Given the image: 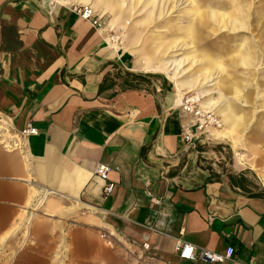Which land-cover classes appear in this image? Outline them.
Returning a JSON list of instances; mask_svg holds the SVG:
<instances>
[{"label":"crops","instance_id":"obj_1","mask_svg":"<svg viewBox=\"0 0 264 264\" xmlns=\"http://www.w3.org/2000/svg\"><path fill=\"white\" fill-rule=\"evenodd\" d=\"M132 1L133 9L156 5ZM187 1L185 42L225 27L218 39H245L244 46H214L219 63L189 54L142 62L110 39L105 24L96 28L73 10L90 5L116 25L118 2L0 0V263L206 264L179 258L181 238L221 254L232 247L222 264H264V188L230 180L190 185L174 171L196 120L178 94L200 87L202 105L219 116L205 128L209 136L225 137L241 161L245 133L251 150L264 147V0ZM189 59L192 74L182 69ZM251 60L262 103L246 110L252 100L241 86L249 81L239 84L230 69ZM125 79L135 87L118 90ZM28 123L37 133L21 136ZM99 164L109 167L108 196Z\"/></svg>","mask_w":264,"mask_h":264},{"label":"rangeland","instance_id":"obj_2","mask_svg":"<svg viewBox=\"0 0 264 264\" xmlns=\"http://www.w3.org/2000/svg\"><path fill=\"white\" fill-rule=\"evenodd\" d=\"M113 1L119 4L115 8L118 10L120 9V22L116 25H111L109 22V15H104L103 12L97 10L101 16L102 26L105 24L109 32L108 35L111 37L117 36L113 38V41L119 44L122 49H126L127 47L131 50H136L142 62H144L145 59H154L158 61L175 60L181 57L185 58L189 54L191 55L190 58L216 59L219 63L221 60L219 58L217 59L213 54L214 46H223L226 44L230 49V46L235 44L234 50L236 51L239 49L241 43L246 41L241 38L230 40L218 39L222 33L228 34V32H226L227 29L223 27L222 32L219 28L218 34L214 31L205 32L204 30L201 36L185 42L183 32L184 29L190 25L192 20L191 14L188 12L191 6H188L189 2L187 0H168V4L165 6L161 4L162 1L157 0L159 1V3H157L155 0V6H146L144 8L138 6L135 9L131 7L132 0ZM79 5L81 4H77V6ZM221 9L223 13L227 14V10L230 8ZM251 42L253 43V41ZM257 45H261L260 41L257 42ZM234 58H236V56H234ZM190 60L191 59L185 61L182 66L184 72L188 71L187 74H192L196 69V66H191L192 60ZM222 62L224 63V61ZM250 62H252V64L246 66L236 65L234 63L233 66L236 67L232 70L230 69L233 76L238 79L237 81L239 84L242 85V80L245 79L249 81V86H241L244 92L248 91L251 96L250 101L252 100V102L248 104L250 106L245 107L246 110L254 109L255 107L259 109L262 103V88L256 87L255 84L260 71L256 69L253 60ZM113 79L114 78L110 79L107 85L110 84L109 86H112L114 84ZM132 86L135 87V84L132 85L129 79H125L123 81L121 80L117 89H128ZM193 92H195V90ZM198 92L204 93V90L200 87ZM191 94L195 95V93ZM200 96L204 95H199V97ZM203 100L204 98L200 99V101ZM195 106L201 111L204 124L200 123L202 126L200 128L198 126V120H195L196 125L193 131V142L195 147L194 149L184 151L179 157L178 164L174 167L175 174L185 177L190 185L230 180L248 189L264 188V180H262V177H264V147L259 145V149L251 150L250 145H252V143L250 134L248 132L245 133L243 141L245 145L238 149L239 155L245 162L241 161L238 159L239 157L235 154L229 141L225 137L216 138L208 135V132L211 131L205 130V127H212L216 124H211L209 122L210 113L202 112L200 108V106L204 107L202 103L200 106L198 103H195ZM199 117L201 118V116ZM218 117L219 116H217V118ZM32 239L33 238H31V241H33ZM47 249L48 255L51 252L49 248ZM39 251L40 248L38 245H34L33 242H31V255L36 256L39 254ZM13 254H15V249L12 251V255ZM37 257L38 256H36V258ZM0 264L11 263L2 262Z\"/></svg>","mask_w":264,"mask_h":264},{"label":"built area","instance_id":"obj_3","mask_svg":"<svg viewBox=\"0 0 264 264\" xmlns=\"http://www.w3.org/2000/svg\"><path fill=\"white\" fill-rule=\"evenodd\" d=\"M73 10L83 19L89 21L94 27L96 28L102 27L101 17L97 15L90 6L74 5ZM195 103L196 102H193L190 100V96H189L180 105H181V109L183 112L197 119L199 116H201V111L197 109V107L195 106ZM195 125L196 123H194V127ZM198 126L200 127L201 125L198 124ZM36 133H37V129L29 123L20 130L21 136L33 135ZM193 136L194 135L191 134L190 132H186L184 134L183 139L186 142V145L184 147L185 150L194 149L195 145L193 142ZM10 138L11 137L7 136L6 139H10ZM2 142L7 149L17 147V144L14 142L11 143L5 140H3ZM108 171H109V167L106 164H99L96 167L97 176L100 178L101 181L104 182V185L102 188L103 196H108L111 193V190L113 187L112 184L107 183ZM150 197H151V200H153V197L151 195ZM174 249L178 253V256L181 260H189L193 262H201V263H206V264H222L226 260H231L233 256L232 247H227L225 252L221 254V253H217L214 251H210L205 248H195V246L182 240L181 238L176 239ZM253 263L254 262L251 259L249 264H253Z\"/></svg>","mask_w":264,"mask_h":264},{"label":"bare ground","instance_id":"obj_4","mask_svg":"<svg viewBox=\"0 0 264 264\" xmlns=\"http://www.w3.org/2000/svg\"><path fill=\"white\" fill-rule=\"evenodd\" d=\"M98 2H99V0H98ZM101 2H103V1H101ZM95 3V2H94ZM100 3V2H99ZM96 4H97V0H96V3L94 4L95 6H96ZM248 4V3H247ZM246 4V5H247ZM200 5V4H199ZM88 6H90V5H88ZM205 6V5H204ZM91 7V6H90ZM97 7V6H96ZM132 7V6H131ZM214 7H216V6H214ZM245 7V6H244ZM92 8V7H91ZM98 8H100L99 7V5H98ZM199 8V7H198ZM248 8V7H247ZM191 9V8H190ZM201 9V8H200ZM245 9V8H244ZM92 10L97 14V15H99V13L96 11V10H94L93 8H92ZM194 10V9H193ZM198 12V11H197ZM239 12V11H238ZM239 15H240V13H239ZM100 16V15H99ZM193 16V15H192ZM237 16H238V14H237ZM101 17V16H100ZM239 17V16H238ZM237 17V18H238ZM241 17H243V15L241 16ZM238 21V20H237ZM234 22H236V21H234ZM239 22V21H238ZM192 28H193V26H192ZM197 29V28H196ZM251 30V29H250ZM228 31V30H227ZM193 35H194V33H193ZM117 36H114V37H110V39H113V38H116ZM190 38H191V36H190ZM188 39H189V37H188ZM250 51V50H249ZM241 53V52H240ZM248 53V52H247ZM237 57V56H236ZM240 57V56H239ZM244 58V57H243ZM250 59V58H249ZM157 61V60H156ZM202 61V60H201ZM209 62V61H208ZM171 63V62H170ZM157 64V63H156ZM203 64V63H202ZM243 65V64H242ZM161 67H162V65H161ZM161 67H159V68H161ZM178 67V66H177ZM168 68L169 67H162V69L163 70H165V73L167 74V73H169V74H171V72H174V71H171V70H168ZM208 73V72H207ZM210 73V72H209ZM215 73V72H214ZM177 72H175L174 73V75H173V78H176V76H177ZM218 76V75H217ZM182 77V76H181ZM219 77H220V75H219ZM214 78V76H213V74H210V76H209V78H208V81L209 80H212ZM175 81V80H174ZM222 84V83H221ZM219 88V87H218ZM197 91V92H196ZM199 91V88L198 89H196L195 90V95L194 94H188V93H179L178 94V103H182L186 98H188L189 96H190V100L191 101H193V102H196V103H198L199 104V106L201 105V101H200V99L201 98H203V96H200L199 97V95H204V93L203 92H198ZM219 92H220V90H218ZM222 92V91H221ZM215 99V98H214ZM245 100V99H244ZM234 101V100H233ZM238 103V102H237ZM200 108H201V110H202V112H206V113H210L211 115L209 116V122L211 123V124H213V123H215L216 122V119H218L217 118V116H215L214 115V113L211 111V110H207V109H205V106L204 107H202V106H200ZM208 108V107H207ZM210 108V107H209ZM197 120H198V122H199V124L200 123H202V124H204V119H203V117H202V115H201V118L200 117H198L197 118ZM239 123V122H238ZM244 126V125H243ZM202 126H200V128H201ZM206 127H209V126H206ZM205 127V128H206ZM236 127V126H235ZM242 128V127H241ZM0 129H1V127H0ZM228 130V129H227ZM234 134V133H233ZM229 136V135H228ZM234 136V135H233ZM235 138V137H234ZM233 138V139H234ZM235 141H236V139H235ZM237 142V141H236ZM232 143V142H231ZM238 146V145H237ZM239 154V153H238Z\"/></svg>","mask_w":264,"mask_h":264}]
</instances>
